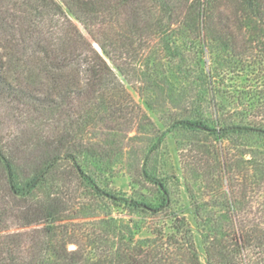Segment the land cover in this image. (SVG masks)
Segmentation results:
<instances>
[{
    "label": "trees",
    "instance_id": "trees-1",
    "mask_svg": "<svg viewBox=\"0 0 264 264\" xmlns=\"http://www.w3.org/2000/svg\"><path fill=\"white\" fill-rule=\"evenodd\" d=\"M165 66L188 83L175 124L221 141H256L237 144L243 158L225 170L226 185L194 200L207 263L264 264V0H0V130L15 125L10 140L0 135V264H201L190 225L175 214L176 233L148 245L121 228L99 235L74 223L86 209L80 186L69 192L75 182L114 205L170 208L167 182L147 167L136 170L133 185L157 187L159 202L136 190L131 200L103 190L79 162L112 156L92 142L107 131L128 138L136 128L128 141L144 142L150 120L114 68L130 83L145 84L137 80L145 75L156 93L165 91ZM232 75L261 84L237 87L249 113L237 121L219 116L215 86ZM206 103H214V117ZM218 166L227 168L223 155ZM222 197L219 210L208 209Z\"/></svg>",
    "mask_w": 264,
    "mask_h": 264
},
{
    "label": "rangeland",
    "instance_id": "rangeland-1",
    "mask_svg": "<svg viewBox=\"0 0 264 264\" xmlns=\"http://www.w3.org/2000/svg\"><path fill=\"white\" fill-rule=\"evenodd\" d=\"M95 45L99 49L98 45ZM168 66L162 68L163 71H167L166 75L168 76V80L164 84L165 91L158 90L156 93L146 88L149 79L145 75L138 74L137 76V80L144 81L145 84L130 83L114 68L119 80L124 84L140 110L150 120L140 134L144 142L139 140L128 141V138L137 135L136 128L129 134L128 138H125L126 135H122L119 131V133L107 131L106 134L104 133V137H97L92 142L99 147L103 146L104 156L105 152L112 154V156L102 159L99 155L89 154L82 156L79 162L83 170L103 190L127 200H131L135 196L138 198V195L134 194V190L138 191L139 187H134L132 176L137 175L138 172L140 173L143 166L147 167L152 175L163 178L167 182L172 198L170 208L160 213H153L129 208L124 203L114 205L105 199H96L90 190L84 188V183L80 185L75 182L69 192H74L73 195H75L80 186V193L76 192V196L77 198L81 196L80 201L85 203L86 209L84 208L75 213L76 218L80 219H75L74 223L77 225L82 222L88 230H93L99 235L106 232L120 231L121 228V230L134 237L136 241H146L144 244L148 245L157 242L161 238V234L164 235L162 238L166 240L176 233V219L172 216L175 214L187 220L192 229L200 262L201 264H208L203 232L195 217L194 200L198 199L201 202L202 199L206 200L204 195L206 196L208 193L220 188L223 185V179L226 185L228 174H225V170H233V165L235 166L243 158L238 157V150L243 151L245 149L238 147L237 144L250 145L252 143L253 145V142L256 141L255 139H239L236 141L225 139L221 141L216 136L209 135L206 132L190 131L182 128L179 124H175V121L182 118L184 113L181 108V101L177 102L176 99L178 97L183 98L179 90L187 87L188 83L182 77V73L175 72L177 69ZM160 76V79H162L163 74ZM215 86L218 90L216 92L217 102L220 109L223 110V112H219V116L237 121L241 117L240 115H234L242 113L247 116L249 113L246 112L244 105L241 106L240 102L238 103L239 93L236 92V89L240 86L242 90H245L247 87L252 86L255 88L261 86V84L257 82L255 77H250V80H247L246 76L237 77L232 75L230 79L217 80ZM167 92H174L173 101H170L167 97ZM186 96L191 95L186 94ZM184 100L193 102L194 106L200 105L197 98L186 97ZM214 103L212 105L206 103L205 107H202L207 111L206 115L208 117H214L216 113V110L213 109ZM121 122L122 125L120 126L122 128L125 124L123 120ZM14 129L15 125L13 124L2 127L0 135L5 136L6 140H10L9 136H11ZM153 131L156 133L153 134ZM157 138L161 140V143L155 151L148 153L153 140L155 141ZM223 151L225 154H222ZM222 155L225 157L227 166L224 170L218 166V161L221 160ZM200 160L199 166L197 163ZM243 167L246 168L244 173L248 174V166L242 165ZM136 170L138 171L137 174ZM142 184L144 185L141 186L138 192L142 193L144 197L154 200V202H159L161 195L158 188L151 184ZM227 188L225 187V189ZM223 200L222 197L219 198L217 203H215V200L210 201L206 206L209 210H219L215 207H220L219 202ZM108 216L115 219L117 223L107 224L103 219H107ZM148 241L151 243H148ZM69 248L74 249L76 246L70 245Z\"/></svg>",
    "mask_w": 264,
    "mask_h": 264
}]
</instances>
